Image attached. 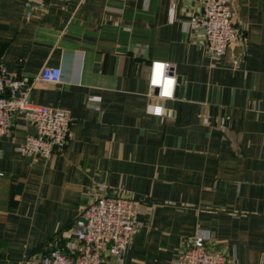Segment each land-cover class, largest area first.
<instances>
[{"label":"crops","instance_id":"0c3cea01","mask_svg":"<svg viewBox=\"0 0 264 264\" xmlns=\"http://www.w3.org/2000/svg\"><path fill=\"white\" fill-rule=\"evenodd\" d=\"M233 8L236 69L189 26L200 0H0V68L32 81L60 67L27 100L70 118L48 159L18 152L33 133L21 116L0 136V264L65 251L101 194L139 204L131 243L103 264H176L198 230L228 264H264V0ZM152 61L180 79L161 117L147 112Z\"/></svg>","mask_w":264,"mask_h":264},{"label":"built area","instance_id":"2783aa9c","mask_svg":"<svg viewBox=\"0 0 264 264\" xmlns=\"http://www.w3.org/2000/svg\"><path fill=\"white\" fill-rule=\"evenodd\" d=\"M201 11L188 22L203 33L204 47L210 58H228L234 69L243 60L233 48L239 27L235 21L233 0H200ZM174 3L168 10L173 21ZM63 81L60 67H44L32 81L0 68V136L10 132L12 117L21 116L36 129L18 152L27 157L48 159L62 149L69 137L70 118L67 113L49 106L29 103L27 96L35 83L57 84ZM150 103L147 112L155 117L166 113L164 103L175 94L176 76L170 63L152 61L148 71ZM207 123V119H203ZM97 191L104 193L105 184ZM139 204L127 195L101 194L82 208L71 227L65 251L50 249L39 264H103L106 256L120 260L135 234ZM208 233L198 230L180 252L176 264H228L226 255L206 243Z\"/></svg>","mask_w":264,"mask_h":264},{"label":"water","instance_id":"95a60500","mask_svg":"<svg viewBox=\"0 0 264 264\" xmlns=\"http://www.w3.org/2000/svg\"><path fill=\"white\" fill-rule=\"evenodd\" d=\"M176 82H177V84L180 83V79H179V77L176 78ZM34 135H36V129L33 127V133H32V136H34Z\"/></svg>","mask_w":264,"mask_h":264},{"label":"trees","instance_id":"16d2710c","mask_svg":"<svg viewBox=\"0 0 264 264\" xmlns=\"http://www.w3.org/2000/svg\"><path fill=\"white\" fill-rule=\"evenodd\" d=\"M55 249H57V248H55ZM50 250V249H49Z\"/></svg>","mask_w":264,"mask_h":264}]
</instances>
